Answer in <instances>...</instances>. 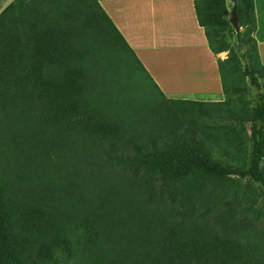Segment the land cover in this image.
Wrapping results in <instances>:
<instances>
[{"label": "trees", "instance_id": "1", "mask_svg": "<svg viewBox=\"0 0 264 264\" xmlns=\"http://www.w3.org/2000/svg\"><path fill=\"white\" fill-rule=\"evenodd\" d=\"M226 1H195L222 101L168 95L100 0L2 8L0 264H264V61Z\"/></svg>", "mask_w": 264, "mask_h": 264}, {"label": "crops", "instance_id": "2", "mask_svg": "<svg viewBox=\"0 0 264 264\" xmlns=\"http://www.w3.org/2000/svg\"><path fill=\"white\" fill-rule=\"evenodd\" d=\"M195 1L100 0L108 15L147 69H149L147 62L150 60L146 56L147 53L149 56L151 55L153 64L158 62L160 54L170 53L165 55L169 59H176L177 66L180 65L184 68L181 70L183 75L171 76V81L175 80L179 83L183 79H188V74L184 73L186 69L197 75L200 80L202 79L201 81L206 78L207 80L216 78L219 81V87H221L219 67L215 58L221 53L215 54L210 49L205 29L199 24L197 18ZM226 2L228 10L231 12L234 2L232 0ZM254 4L256 12L254 37L258 41V48L264 61V0H254ZM172 62L175 61L172 60ZM160 65L166 67L168 64L162 62ZM194 66H197V71H195ZM200 68L205 70L203 77L199 75L198 69ZM190 80H194V78L191 77ZM201 84L196 85L197 89L194 92L184 88L185 85H183L184 90L179 95L164 91L174 97H189L187 94L191 92L197 99H206L207 94L211 95L217 92L216 87H214L215 89H205V87L203 89ZM221 93L224 94V92ZM201 96H205V98Z\"/></svg>", "mask_w": 264, "mask_h": 264}, {"label": "rangeland", "instance_id": "3", "mask_svg": "<svg viewBox=\"0 0 264 264\" xmlns=\"http://www.w3.org/2000/svg\"><path fill=\"white\" fill-rule=\"evenodd\" d=\"M11 0H3V4L2 2L0 3V11L2 10V8H4L5 6H7V4L10 3ZM159 5V4H158ZM157 5V7H158ZM218 9V10H217ZM217 9H213L212 11L214 12H218L219 11V8ZM233 11V8L231 9V12L232 13ZM229 19H231V14H230V17ZM208 23L210 24V21H208ZM240 26H239V30L240 31ZM216 37L220 36V33H216L215 34ZM216 40V38H215ZM215 47H218L220 45V42H216L213 44ZM211 49V48H210ZM259 53L261 54L260 50L258 49ZM213 52V51H212ZM215 53V52H213ZM167 55H169L170 53H165ZM165 54H160L158 58V62L156 64H153V62L151 61V55L149 56L148 53L146 54L148 60L150 58V60L147 62L148 64V67H149V72L150 74L153 76V78L156 80V82L159 83V86L161 88H163L165 91L169 92V93H173V94H177L179 95V93L181 91H183V87L188 89V90H191V91H195L197 89L196 85H199L200 83L201 86L205 87V89H208V88H211V89H215L214 87L217 88V92L214 93V94H211V95H206V99H202V100H211V101H222L224 98H225V95L221 92H223V86L219 87V81L216 80V78H213V79H209L207 80V78L203 81H201L199 79V77L193 73H190L189 70H184V73L188 74V79H183L181 80L179 83H177L175 80L174 81H171V76H182L183 75V72L181 70H183L184 68L180 65L177 66V61L176 59H169L168 56H166ZM229 54V51H226L224 52V54H220V55H216L215 58L217 60V65H218V61L219 59H226L227 56ZM141 55H144V53H141ZM167 59H169L167 61ZM175 61V62H172ZM166 63L168 64L166 67L164 66H161L160 63ZM147 68V67H146ZM166 69V70H165ZM194 69L195 71H197V66H194ZM200 71V76H205V70L203 71L202 68L198 69ZM193 77L194 80H190V78ZM187 80V81H185ZM185 85V86H183ZM221 85V84H220ZM181 86V87H179ZM183 86V87H182ZM134 91L136 93H139V90H142V92L140 93L146 100L148 99H152L155 94L157 95V92H156V89L153 87V84L150 80L149 77H147L146 75H144L142 72H138L137 76L134 78V82H133V87ZM189 97L187 98H191V99H197V97L195 95H192L191 92H189V94H187ZM192 95V96H190ZM201 95V94H199ZM249 97H252L251 94L248 95ZM176 98L177 97H181V96H175ZM185 97V96H184ZM200 97V96H199ZM203 98H205V96H201ZM201 99H198V100H201ZM140 102V101H139ZM264 205V201H261L257 206L259 208H261L262 206Z\"/></svg>", "mask_w": 264, "mask_h": 264}, {"label": "water", "instance_id": "4", "mask_svg": "<svg viewBox=\"0 0 264 264\" xmlns=\"http://www.w3.org/2000/svg\"><path fill=\"white\" fill-rule=\"evenodd\" d=\"M231 24L236 28V30H239V19L238 15L236 13V8H233V11L231 13V19H230Z\"/></svg>", "mask_w": 264, "mask_h": 264}]
</instances>
